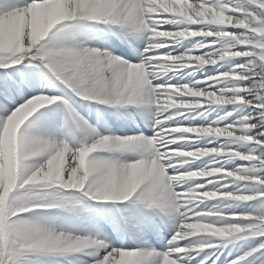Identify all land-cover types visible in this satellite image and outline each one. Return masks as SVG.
Wrapping results in <instances>:
<instances>
[{
    "label": "snow or ice",
    "instance_id": "snow-or-ice-1",
    "mask_svg": "<svg viewBox=\"0 0 264 264\" xmlns=\"http://www.w3.org/2000/svg\"><path fill=\"white\" fill-rule=\"evenodd\" d=\"M90 21L107 25L108 35L128 43L137 62L76 45L73 31L66 33L71 47L47 42L50 34L87 28ZM41 22L46 30L35 39ZM139 37L145 40L143 50L134 46ZM182 38L201 39L182 54L160 53ZM18 65L27 71L15 69V78L7 72L0 77V193L11 185L0 204V264H19L28 253L63 256L92 247L100 251L87 261L76 257L74 264H264V208L258 216L246 210L247 202L264 204V190L255 192L257 185L264 189V175L227 167L229 160L239 158L256 162L253 172L264 169V0H0V69ZM201 66L217 67L212 75L188 76L186 82L184 74L174 82L153 75L197 72ZM65 88L114 106L121 116L129 115L121 106H154L137 109L153 129L150 138L100 134L70 108L68 115L86 131L88 142L73 146L25 133L26 121L39 109L62 102ZM214 105L238 108L235 115L211 124L202 118L197 126L185 125L186 119L192 124L187 112L211 111ZM97 123L110 132L99 110ZM34 127L48 135L58 131L46 113ZM200 137L219 139L191 142ZM122 151L135 155L124 161L94 157ZM194 159H201L203 170L191 166ZM49 167L50 180L24 183ZM237 182H249L253 191H234ZM54 186L92 201L117 202L94 211L125 235L131 233L134 217L151 223L152 211L158 210L174 225L165 250L143 242L136 248L112 247L93 236L58 232L25 219L31 212L62 207L59 200L29 195L35 188ZM208 201L217 206L209 208ZM236 202L245 207L231 208ZM234 234L258 239L239 256L220 259L223 241L212 238Z\"/></svg>",
    "mask_w": 264,
    "mask_h": 264
},
{
    "label": "bare ground",
    "instance_id": "bare-ground-1",
    "mask_svg": "<svg viewBox=\"0 0 264 264\" xmlns=\"http://www.w3.org/2000/svg\"><path fill=\"white\" fill-rule=\"evenodd\" d=\"M88 27L87 28H79L77 27L76 29L73 30H68V31H73L75 33V44L76 45H81L85 47H90L88 46L90 41L92 40V37L94 34L98 32V29L95 28L93 24L90 22H85ZM60 33V35H56V38H53L49 41V44L53 47H71L73 46V41L66 38V32ZM47 39V38H46ZM140 37L135 40V47L139 50V43H140ZM95 47V46H94ZM131 57L134 56L133 52L130 54ZM14 69L10 68L9 72L12 71L11 73L13 74V78H15V69H22L27 71V69H24L22 65L19 66H14ZM12 69V70H11ZM47 92V89H45ZM55 94V93H54ZM73 105L76 106V103L73 102ZM141 108L149 107L151 105H138ZM48 106L45 108L39 109L37 113H34L32 117L29 118V120L25 123L23 126V131L27 133L25 130L27 129L28 126L34 127V122L40 117L41 113H46ZM68 108L65 107L63 108V120L65 123L68 124L70 128V133H72V142L70 145L73 146H79L85 142H88L89 137L86 133V131L79 129L75 122L71 119V117L68 115ZM71 109V108H70ZM73 111V109H71ZM75 112V111H74ZM76 113V112H75ZM47 114V113H46ZM77 114V113H76ZM78 115V114H77ZM79 116V115H78ZM80 117V116H79ZM82 118V117H81ZM84 121V120H83ZM88 126L91 128H94L98 133V129L95 127L93 121L86 120L84 121ZM35 128V127H34ZM29 133V132H28ZM27 133V134H28ZM34 135V133L32 132ZM35 137L38 138V134H35ZM125 151L118 152V153H107V152H97L94 154L95 158L98 159H110V160H119V161H124L123 157L125 156ZM33 197V196H32ZM37 200L39 201H49L52 200V195L51 194H41V195H36ZM102 205H96V206H89V209L82 210L80 220L76 221H71L69 220L65 215L58 214V213H53L50 214L47 212V210H42V211H36V212H31L28 213L24 218L27 219L28 221L39 224L45 227L53 228L56 231H63L65 233L73 234V235H78V234H85L84 229H82V225L86 224L90 229H92L93 232L97 230V228L100 230H104L107 232L109 235H113L114 230L104 222L103 219L100 218L94 211L95 209L99 208ZM105 206V205H103ZM106 205L105 207H107ZM140 217H134L131 223V226L134 224H137L139 222ZM96 221V223H95ZM75 223L77 227H75ZM92 225H95V227H92ZM137 227V225H136ZM240 237H244L243 234H238L236 236V239ZM96 238L101 239V236H97ZM141 243V242H140ZM139 243V244H140ZM100 250L96 247H92L89 249L84 250L83 253H70L66 255H48V254H32L28 253L25 254L19 261V264H74L75 258L76 257H81L84 259V261H87L92 258V256L99 252Z\"/></svg>",
    "mask_w": 264,
    "mask_h": 264
},
{
    "label": "rangeland",
    "instance_id": "rangeland-1",
    "mask_svg": "<svg viewBox=\"0 0 264 264\" xmlns=\"http://www.w3.org/2000/svg\"><path fill=\"white\" fill-rule=\"evenodd\" d=\"M164 29L173 30L174 26L173 25H164ZM200 39L201 38H182L179 42H172L167 46V47H170L168 53L164 50V48H161L159 51L161 54H173V55H175L177 53L182 54L186 48H192V47L196 46V44L200 41ZM216 67L217 66H201L200 70L197 72H192L191 69H178V70H174V71L154 73L153 75H158V76H160L161 79L165 78V76H166L167 79L173 80L174 78L179 77L182 74H184V79L186 82L188 76H195L196 79H202L203 76H205V75H212V69H214ZM211 108H212L211 111H209L207 109H202V110H194V111L187 112L185 115H186V117L191 119L192 124L188 125V120L186 119L185 125L197 126L198 122H200L202 118L205 122H207L209 124H211V122H213V121H220L221 117L227 116L228 114L235 115L233 109L238 108V106H235V105H214V106H211ZM224 110H226V111H224ZM217 113H219V114H217ZM218 139L219 138H213V137H200L199 139L193 140L191 142L199 144V145H204L206 142H209V141L212 143H215L216 140H218ZM225 139H227V138H225ZM241 147L245 148V150H247V146L242 145ZM202 159L204 161H207V158H202ZM189 163L191 164L192 167L200 166L201 170H203V168H204V165L202 164L201 159L190 160ZM255 163L256 162H246V161L240 160L239 158H234V159L229 160L227 162V167H229L233 170H237L239 168L248 169V172L241 173V174L264 175V169L256 168V170L254 172L252 171V168L255 165ZM193 164H194V166H193ZM185 166H188V165H185ZM194 181L197 183H202V180L200 178H194ZM248 183L249 182H237V184L233 190L234 191H241V192H243V191L252 192L253 190L251 188H248ZM46 189H48V188H44V187L35 188L34 191L29 193V195L31 196V195L60 193L58 191L48 192V191H45ZM261 190H264V189H261V187L259 185H257L255 187V192H259ZM217 203L218 202H216V201H208L207 202L209 208L217 206ZM201 205H202L201 207H203V204H201ZM238 207H245V205L242 203H238V202L232 203L231 208H238ZM261 208H264V204H262L259 199L255 200V201L247 202L246 210L249 212L255 213L257 216L260 214ZM235 235L236 234H234L233 236H235ZM228 238H231V237H228ZM255 239H251L248 241L247 245L245 244L244 246H241L238 249H235L231 254H229L227 259H232L233 257L239 256L240 254H242L244 251H246L248 249L249 242L252 240H255ZM216 240H219V239H216ZM229 241H226L223 243L227 244V242H229Z\"/></svg>",
    "mask_w": 264,
    "mask_h": 264
},
{
    "label": "clouds",
    "instance_id": "clouds-1",
    "mask_svg": "<svg viewBox=\"0 0 264 264\" xmlns=\"http://www.w3.org/2000/svg\"><path fill=\"white\" fill-rule=\"evenodd\" d=\"M46 30L45 25L43 22L40 23V25L38 26L36 32H35V39H39L41 37V35L43 34V32ZM221 100H223L224 98H220ZM213 132H215V130H212ZM211 134V133H208ZM53 176V170L51 167H49L48 172L44 173V174H38V173H33L31 176H29L24 183L25 184H35L38 183L40 181H48L52 178ZM11 189V185L6 188L4 190V192L0 193V204L3 203V199H4V195L7 193V191H10ZM209 226H201V228H204L205 230L208 228Z\"/></svg>",
    "mask_w": 264,
    "mask_h": 264
}]
</instances>
